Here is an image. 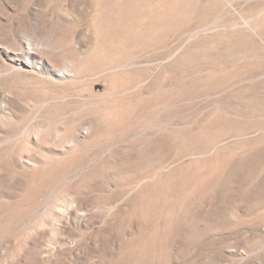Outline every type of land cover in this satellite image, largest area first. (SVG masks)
I'll return each mask as SVG.
<instances>
[{
	"label": "rangeland",
	"instance_id": "rangeland-1",
	"mask_svg": "<svg viewBox=\"0 0 264 264\" xmlns=\"http://www.w3.org/2000/svg\"><path fill=\"white\" fill-rule=\"evenodd\" d=\"M0 264H264V0H0Z\"/></svg>",
	"mask_w": 264,
	"mask_h": 264
}]
</instances>
